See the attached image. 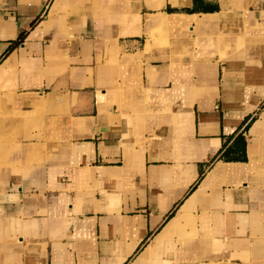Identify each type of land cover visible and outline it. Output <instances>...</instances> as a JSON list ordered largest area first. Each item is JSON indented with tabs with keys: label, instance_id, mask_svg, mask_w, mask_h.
<instances>
[{
	"label": "crops",
	"instance_id": "1",
	"mask_svg": "<svg viewBox=\"0 0 264 264\" xmlns=\"http://www.w3.org/2000/svg\"><path fill=\"white\" fill-rule=\"evenodd\" d=\"M0 139V264H264V0H0Z\"/></svg>",
	"mask_w": 264,
	"mask_h": 264
},
{
	"label": "rangeland",
	"instance_id": "2",
	"mask_svg": "<svg viewBox=\"0 0 264 264\" xmlns=\"http://www.w3.org/2000/svg\"><path fill=\"white\" fill-rule=\"evenodd\" d=\"M196 20V19H195ZM183 29V30H182ZM185 28H180V29H167V30H156L150 33L152 35L150 41H148L147 46H146V52H149L153 46L156 44H160L161 46L165 45V39L171 38V44L174 49H180L182 42L185 44H193L195 43V40H193L191 37L194 33H192L189 30H184ZM183 31V32H182ZM183 33L184 35H181ZM194 45V44H193ZM190 48V47H189ZM192 51L194 50L193 47ZM3 139H0V149L3 148Z\"/></svg>",
	"mask_w": 264,
	"mask_h": 264
},
{
	"label": "bare ground",
	"instance_id": "3",
	"mask_svg": "<svg viewBox=\"0 0 264 264\" xmlns=\"http://www.w3.org/2000/svg\"><path fill=\"white\" fill-rule=\"evenodd\" d=\"M225 21H229V14H222ZM193 21H195V17L191 16H179V15H168L163 16V20H161V25H157L154 29L156 30H166V29H180V28H189L191 27ZM203 21V20H202ZM213 23V22H212ZM199 25V23H198ZM152 28V27H151ZM196 29V28H195ZM203 29V28H202ZM151 29L148 31V33H151ZM3 70V69H2ZM1 70V71H2ZM181 219H177L174 223L176 224ZM150 250L147 251V253L144 255V257H149Z\"/></svg>",
	"mask_w": 264,
	"mask_h": 264
}]
</instances>
